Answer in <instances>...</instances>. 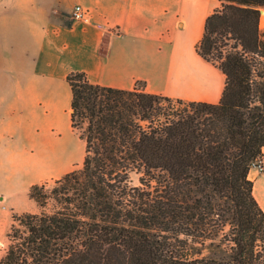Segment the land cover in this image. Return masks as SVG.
I'll use <instances>...</instances> for the list:
<instances>
[{
    "label": "trees",
    "instance_id": "1",
    "mask_svg": "<svg viewBox=\"0 0 264 264\" xmlns=\"http://www.w3.org/2000/svg\"><path fill=\"white\" fill-rule=\"evenodd\" d=\"M219 2L196 44L225 74L217 103L68 73L81 167L30 186L42 210L12 216L0 264H264V0Z\"/></svg>",
    "mask_w": 264,
    "mask_h": 264
},
{
    "label": "crops",
    "instance_id": "2",
    "mask_svg": "<svg viewBox=\"0 0 264 264\" xmlns=\"http://www.w3.org/2000/svg\"><path fill=\"white\" fill-rule=\"evenodd\" d=\"M87 10L72 18L75 4ZM219 0H0V204L15 206V181L56 179L84 156L71 127L66 77L137 87L184 100L217 103L223 71L196 51ZM264 7L261 9V15ZM263 167L252 166L253 193L264 209ZM4 204V205H5Z\"/></svg>",
    "mask_w": 264,
    "mask_h": 264
},
{
    "label": "rangeland",
    "instance_id": "3",
    "mask_svg": "<svg viewBox=\"0 0 264 264\" xmlns=\"http://www.w3.org/2000/svg\"><path fill=\"white\" fill-rule=\"evenodd\" d=\"M220 7V2L215 5L213 8H219ZM260 27L264 28V10L263 13L260 17ZM181 105L176 104L175 107H180ZM81 167V163H79L78 166H76L73 170L78 169ZM31 177L30 176H21L18 177V179L15 181L16 185V190L14 193V198H15V206H7L5 203L0 204V254L2 252V248L5 242V236L7 231L9 230V227L11 223L13 222L12 216L14 214H19L22 212H40L42 209L41 207L32 199L28 197V191L29 188L32 184L35 183H43L47 182V186L45 189H50L52 186L53 180L54 179H47L43 181H38L35 183H32L28 189H23L24 183L26 180H29ZM131 181L133 184L138 183V174L136 173H131Z\"/></svg>",
    "mask_w": 264,
    "mask_h": 264
},
{
    "label": "built area",
    "instance_id": "4",
    "mask_svg": "<svg viewBox=\"0 0 264 264\" xmlns=\"http://www.w3.org/2000/svg\"><path fill=\"white\" fill-rule=\"evenodd\" d=\"M88 10L81 4H75L72 9V18L75 20H82L87 16ZM256 166V165H254ZM257 167L261 168L260 165Z\"/></svg>",
    "mask_w": 264,
    "mask_h": 264
},
{
    "label": "bare ground",
    "instance_id": "5",
    "mask_svg": "<svg viewBox=\"0 0 264 264\" xmlns=\"http://www.w3.org/2000/svg\"><path fill=\"white\" fill-rule=\"evenodd\" d=\"M254 190L255 192H259L260 194L264 192V188L262 187L260 182H258L257 187Z\"/></svg>",
    "mask_w": 264,
    "mask_h": 264
}]
</instances>
